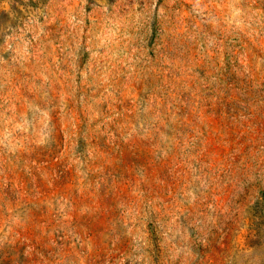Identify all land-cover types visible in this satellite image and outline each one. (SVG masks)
<instances>
[{
  "label": "rangeland",
  "instance_id": "1",
  "mask_svg": "<svg viewBox=\"0 0 264 264\" xmlns=\"http://www.w3.org/2000/svg\"><path fill=\"white\" fill-rule=\"evenodd\" d=\"M0 264H264V0H0Z\"/></svg>",
  "mask_w": 264,
  "mask_h": 264
}]
</instances>
